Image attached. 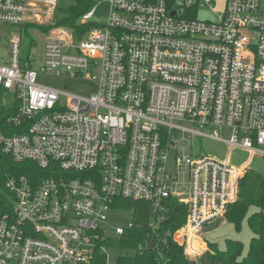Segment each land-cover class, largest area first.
<instances>
[{
  "label": "built area",
  "instance_id": "1",
  "mask_svg": "<svg viewBox=\"0 0 264 264\" xmlns=\"http://www.w3.org/2000/svg\"><path fill=\"white\" fill-rule=\"evenodd\" d=\"M106 2V23L77 36L55 22L56 0H0V26L45 35L41 73L97 85L84 99L39 84L21 36L11 38L0 93L19 104L0 149L39 173L6 176L0 187V264H90L110 237L116 198L155 213L176 199L186 219L172 238L184 254L205 255L199 244L225 252L203 236L224 224L249 168L195 158L181 144L203 136L264 159V0H226L212 22L189 17L199 0ZM125 229L113 227L114 236Z\"/></svg>",
  "mask_w": 264,
  "mask_h": 264
},
{
  "label": "trees",
  "instance_id": "2",
  "mask_svg": "<svg viewBox=\"0 0 264 264\" xmlns=\"http://www.w3.org/2000/svg\"><path fill=\"white\" fill-rule=\"evenodd\" d=\"M97 1L76 0L75 7L70 9V17L61 23L75 30L77 36L81 33L79 31L85 32L90 29L91 26L86 25L79 30L76 23ZM189 17L196 18V12H193ZM2 96L3 92L0 93V97ZM18 104L19 102L16 100L9 108L0 105V129L8 131L6 120ZM12 131L21 132L18 128H13ZM38 173L34 163L27 161L16 163L10 156L3 154L0 149L1 188L6 176L24 175L34 179ZM251 207L256 208L257 212L247 217V224L253 237L246 254H243L241 244L236 243V247H233L228 243L230 246L228 245L229 249L226 253L207 251L205 253L206 260L212 264H264V176L248 170L239 181L238 198L228 207L225 218L239 230ZM113 208L114 212L118 210L131 212V225L125 229L122 235L115 236L110 240L109 237L101 239L94 250L90 264H107L101 247H115L125 251L126 255L119 256L115 264H190L183 248L172 238L173 233L185 223L186 209L182 203L176 199H170L165 205V209L155 213L147 202L116 198ZM153 218L155 219L154 230L150 227ZM151 240H154V244L152 249L148 250L147 247Z\"/></svg>",
  "mask_w": 264,
  "mask_h": 264
},
{
  "label": "rangeland",
  "instance_id": "3",
  "mask_svg": "<svg viewBox=\"0 0 264 264\" xmlns=\"http://www.w3.org/2000/svg\"><path fill=\"white\" fill-rule=\"evenodd\" d=\"M57 1V12L55 16V22H62L64 19L70 17V9L75 7L76 0H56ZM194 1L195 0H190ZM199 6L196 10V18L200 21L212 22L216 19L217 13H222L226 6V0H199ZM94 13L89 20V25L91 28L103 26L109 15V8L106 0H98L93 6ZM79 23V20L77 21ZM20 27H6L0 26V64L7 62L10 57L11 52V38L17 34L21 36V57L33 58L32 68L35 71H39L37 74V82L43 86L66 91L67 93L79 96L84 99H88L93 96L97 91V85L95 81H91L83 78H75L71 76H56L49 73H41L40 67L43 61V51L45 45V35L41 32H37L35 29H30L27 33H24L22 29L19 33ZM16 97L10 93L5 94V96L0 97V105L4 104L6 108L13 105ZM220 137L228 138L229 132L224 131L220 134ZM181 146H186L185 152L191 153L195 158H213L219 161H227L233 167H241L247 165L249 170L264 176V159L261 155H254L248 151L242 149H234L228 152L227 145L223 142L210 139L208 137L196 136L189 138L188 142H183ZM181 174L183 170L180 171ZM183 179V177H180ZM257 212L256 208H249L246 218L241 224V228L237 230L235 226L229 222L226 218L225 222H229L227 225L219 223L217 229L214 232L204 234V240L215 243L219 250L226 247V242L231 246L236 247L237 241L241 244L243 254L245 255L250 241L253 237L248 224L247 217L251 216ZM132 220V213L129 211L118 210L111 212L108 215V224L106 225V233L113 239L114 231L113 227L127 228ZM235 239V240H231ZM237 240V241H236ZM228 244V245H229ZM229 245V246H230ZM204 249V252L213 251L216 252L214 244L200 245ZM229 246L225 252H217L224 254L228 251ZM209 248V250H208ZM102 253L106 256L107 264H115L116 259L119 256H125V251H121L119 248H106L102 249ZM130 253V252H129ZM193 256L189 255L190 264H212L206 260L205 256L191 258Z\"/></svg>",
  "mask_w": 264,
  "mask_h": 264
},
{
  "label": "water",
  "instance_id": "4",
  "mask_svg": "<svg viewBox=\"0 0 264 264\" xmlns=\"http://www.w3.org/2000/svg\"><path fill=\"white\" fill-rule=\"evenodd\" d=\"M173 14H174V13H173ZM216 227H217V225H216V224H213V225H211V226H209V227H206V228L204 229V231H205V232L212 231V230L215 229ZM153 244H154V240H151V241L149 242V245H148L147 249H148V250H151L152 247H153Z\"/></svg>",
  "mask_w": 264,
  "mask_h": 264
},
{
  "label": "crops",
  "instance_id": "5",
  "mask_svg": "<svg viewBox=\"0 0 264 264\" xmlns=\"http://www.w3.org/2000/svg\"><path fill=\"white\" fill-rule=\"evenodd\" d=\"M228 223H229V222L227 221V222L224 223L223 225H227ZM215 230H216V229H215ZM215 230H214V231H215ZM214 231H213V232H214ZM231 240H235V239H231ZM236 241H237V240H236ZM237 242H238V241H237ZM225 249H226V247L222 248L223 251H225ZM203 256H205V255H203ZM203 256H202V257H203ZM200 258H201V257H200Z\"/></svg>",
  "mask_w": 264,
  "mask_h": 264
}]
</instances>
